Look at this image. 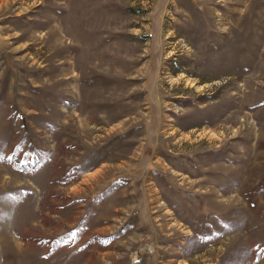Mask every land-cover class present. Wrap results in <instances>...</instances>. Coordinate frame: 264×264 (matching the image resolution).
<instances>
[{
  "label": "rangeland",
  "instance_id": "rangeland-1",
  "mask_svg": "<svg viewBox=\"0 0 264 264\" xmlns=\"http://www.w3.org/2000/svg\"><path fill=\"white\" fill-rule=\"evenodd\" d=\"M0 264H264V0H0Z\"/></svg>",
  "mask_w": 264,
  "mask_h": 264
},
{
  "label": "bare ground",
  "instance_id": "bare-ground-1",
  "mask_svg": "<svg viewBox=\"0 0 264 264\" xmlns=\"http://www.w3.org/2000/svg\"><path fill=\"white\" fill-rule=\"evenodd\" d=\"M191 19H192V18H191ZM186 27H187V26H186ZM190 31H191V29H190ZM196 31H197V30H196ZM190 34H191V33H190ZM201 35H202V34H201ZM193 36H194V35H193ZM187 37H188V36H187ZM199 37H200V36H199ZM189 38H190V37H189ZM196 38H197V37H196ZM190 39H193V38H190ZM187 40H188V39H187ZM191 42H192V41H191ZM187 69H188V68H187ZM188 72H189V71H188ZM188 85H189V86H192V84L189 83V82H188ZM200 111H201V110H200ZM107 123H108V122H107ZM119 154H120V153H119ZM121 154H122V153H121ZM118 160H119V159H118ZM112 161H113V160H112Z\"/></svg>",
  "mask_w": 264,
  "mask_h": 264
}]
</instances>
